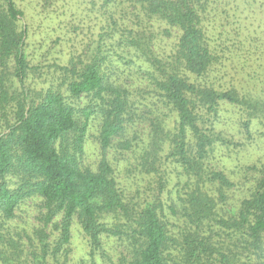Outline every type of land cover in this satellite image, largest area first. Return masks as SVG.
I'll return each mask as SVG.
<instances>
[{
    "label": "trees",
    "instance_id": "1",
    "mask_svg": "<svg viewBox=\"0 0 264 264\" xmlns=\"http://www.w3.org/2000/svg\"><path fill=\"white\" fill-rule=\"evenodd\" d=\"M72 2L0 0V264H264V0Z\"/></svg>",
    "mask_w": 264,
    "mask_h": 264
},
{
    "label": "rangeland",
    "instance_id": "2",
    "mask_svg": "<svg viewBox=\"0 0 264 264\" xmlns=\"http://www.w3.org/2000/svg\"><path fill=\"white\" fill-rule=\"evenodd\" d=\"M212 1L214 2L213 6H216V7H223L224 6L225 10L227 11V10L231 9L232 7H234V4L238 3L240 0H212ZM76 2H77V6H75L76 10L73 9V6H72V11H69V10L67 12L61 11V13L63 12L62 15L60 16L61 18L56 17V19L54 20L55 30L53 31L52 38L57 36L58 39H60L59 37L65 39V38H67V36H69L68 40H70V38H72V40H71L72 42L71 41L67 42L66 47L73 46L74 49L77 50V39H79V37H76L75 34H65L66 30H64L63 28H65L66 26L68 27V25H69L68 20L74 21L75 19H77V16H80L84 13L83 10L81 9V7L83 6L82 4L83 3L88 4L90 2V0H73L72 4H75ZM225 2H227V3H225ZM217 11L219 12L218 9H217ZM260 13H262V12H260ZM26 14H27L26 15V21H28V19L33 20L34 21L33 26L36 28L39 24H36L37 19H36L35 11H33V13L30 16H29V12H27V11H26ZM260 16H261V21H260L261 26L258 25V22H255L254 25L256 27H255V29H252V37H257L258 39L253 41L252 43L250 41L248 44H245V45H247L246 48H247L248 52L250 51L251 53H260L261 55L260 56H258V55L252 56L251 55V59L247 60L244 63L242 68L238 67V69H240L241 72H242V69L245 72V71H249V70L254 69V68L262 69L264 67V13L261 14ZM60 19H64V21L61 22ZM45 22H46V28L47 27L49 28L50 22H48L47 20H45ZM57 22H59L60 24H57ZM243 22L247 23V20H244ZM223 25H224L223 28L219 26L220 30H223V31L230 30L231 27H228L225 24H223ZM35 28L33 29V31H34L35 36L37 38H40L42 36H44L46 38L51 37V33L46 34V35H42L41 33H38V30H35ZM245 29L246 28H244L243 33L240 32V35H242L241 37H243L246 34ZM241 37H240V39H241ZM224 38H226V39H223L224 44L229 47V51H226V55L229 58H232V57L234 58V54L236 53L239 57L238 58L239 60L240 59L246 60L245 58H243L241 56H243V54L246 53L247 51L245 49L241 50L239 48V46H237V45L232 46V43L234 41L227 39V37H225V36H224ZM47 42L50 46H54V44H55L54 42H50L48 40H47ZM49 45H48L47 49L52 48ZM63 49H65V47H63ZM67 50L68 49H65L64 52L66 53ZM229 62H230V64H232L231 61H228V63ZM232 66H234V64H232ZM244 72H243V74H244ZM259 73H261L263 75L260 76V81L258 84L259 86H257L254 91H256L260 97H264V70L262 69V71H259ZM242 78H240L241 84L243 83ZM255 82H256V80H255ZM90 141H93V142H90L88 144L89 150H90V152H94V153H92L88 158L93 157V159H94L95 156H93V155H95V153L98 154V150H97L96 144L94 142V139L91 138ZM246 154L249 157V159L255 160L257 158V156H259L261 154V149L259 147H257V148L251 149V151H249ZM222 155H224V154H222ZM27 210H28V212H27L28 215H30L29 221H31V222L34 221L32 218V214L35 212L33 211L34 209L30 208V203L27 207ZM26 218L27 217L23 218V220H27ZM20 226H23V224H20ZM82 234L83 233L78 228V226L77 227L75 226L73 228L71 247H72V254L75 257L74 258L75 260L86 257L87 245H86L84 236ZM112 243H114V242L110 239L107 242V246L112 244ZM107 248L109 249V247H107Z\"/></svg>",
    "mask_w": 264,
    "mask_h": 264
}]
</instances>
